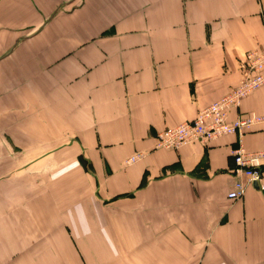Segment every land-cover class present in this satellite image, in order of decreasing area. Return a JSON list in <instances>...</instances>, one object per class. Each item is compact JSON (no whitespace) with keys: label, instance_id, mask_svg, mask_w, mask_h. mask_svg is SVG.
Returning <instances> with one entry per match:
<instances>
[{"label":"crops","instance_id":"obj_1","mask_svg":"<svg viewBox=\"0 0 264 264\" xmlns=\"http://www.w3.org/2000/svg\"><path fill=\"white\" fill-rule=\"evenodd\" d=\"M256 48L264 0H1L0 264H264V178L228 198L238 136L156 148Z\"/></svg>","mask_w":264,"mask_h":264},{"label":"built area","instance_id":"obj_2","mask_svg":"<svg viewBox=\"0 0 264 264\" xmlns=\"http://www.w3.org/2000/svg\"><path fill=\"white\" fill-rule=\"evenodd\" d=\"M242 70V80L231 93L200 110L193 120L166 128L156 136V148L179 150L194 143L208 145L219 138L237 135L231 170L237 180L228 193L231 200L244 197L249 185L257 183L263 188L264 115L248 113L230 120L229 113L231 109L239 108L252 92L264 86V48L248 51L242 60ZM256 128H260L262 133V147L258 151H249L242 139ZM141 157L142 154L132 156L129 162H136Z\"/></svg>","mask_w":264,"mask_h":264},{"label":"rangeland","instance_id":"obj_3","mask_svg":"<svg viewBox=\"0 0 264 264\" xmlns=\"http://www.w3.org/2000/svg\"><path fill=\"white\" fill-rule=\"evenodd\" d=\"M7 138H0L1 144H5ZM8 140H10L8 138ZM2 148V147H1ZM23 155V154H19ZM39 155V154H38ZM11 160V152L0 154V180H11V166L7 165V161ZM17 170H20L17 168Z\"/></svg>","mask_w":264,"mask_h":264},{"label":"water","instance_id":"obj_4","mask_svg":"<svg viewBox=\"0 0 264 264\" xmlns=\"http://www.w3.org/2000/svg\"><path fill=\"white\" fill-rule=\"evenodd\" d=\"M255 186H256L257 188H259V185H258L257 183L255 184Z\"/></svg>","mask_w":264,"mask_h":264}]
</instances>
